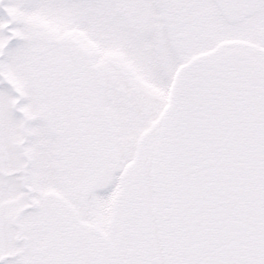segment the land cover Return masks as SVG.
I'll return each instance as SVG.
<instances>
[{"label":"snow or ice","instance_id":"6c2138e0","mask_svg":"<svg viewBox=\"0 0 264 264\" xmlns=\"http://www.w3.org/2000/svg\"><path fill=\"white\" fill-rule=\"evenodd\" d=\"M0 264H264V0H0Z\"/></svg>","mask_w":264,"mask_h":264}]
</instances>
